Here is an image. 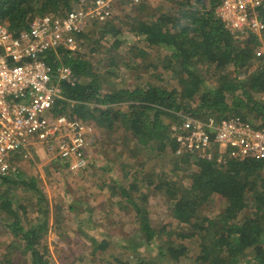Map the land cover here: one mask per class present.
Wrapping results in <instances>:
<instances>
[{"label": "trees", "instance_id": "trees-1", "mask_svg": "<svg viewBox=\"0 0 264 264\" xmlns=\"http://www.w3.org/2000/svg\"><path fill=\"white\" fill-rule=\"evenodd\" d=\"M169 1L173 4L168 11L145 19L128 18V30L137 37L128 48L129 61L120 55V62L110 55L124 42L122 29H115L110 21L113 17L89 25L78 35L81 48L82 40H90L97 31L101 36L113 32L115 40L105 48L109 62L105 72L114 75L121 63L125 67L134 63L131 68L136 75L127 85L103 92L102 68L79 49L62 45L43 54L41 57L53 68L68 65L77 77L74 84L61 82L64 98L57 99L52 110L93 123L95 129L121 132L132 158H137L142 149L151 152L140 166L154 174L153 159L157 156L159 161L170 158L173 170L179 164L188 166V186L174 179L177 173L160 178L158 188L167 187L170 199L167 209L171 225L153 224L146 206L147 195L135 189L136 178L129 174L130 184L125 179L127 173L114 179V191L118 189L132 207L139 224V241L127 244L147 251L125 257L122 264L180 262L189 254L184 240L193 238L198 241L196 264H264V160L235 159L224 164L188 153L177 156L178 144L171 131L172 125L180 121V114L202 119L241 115L264 128V98L254 96L264 93V32L262 36L250 31L241 35L227 29L216 12L221 0ZM78 3L79 0H0V22L18 34L36 16L62 14ZM259 11L264 20V4ZM89 47L90 54L98 51L93 42ZM147 47L157 51L158 62L150 60L152 53ZM142 66L150 73H138ZM229 66L234 73L224 72ZM159 68L171 74L174 85L160 82L163 74L155 75ZM146 76L157 80L147 81ZM22 158L21 151L14 156L17 163ZM216 197L227 200L224 209L216 216L201 215ZM51 211L37 176L25 173L21 167L0 176V225L9 234L5 241L7 252L0 264H19L13 256L15 251L25 255L27 264H56L49 245L44 243ZM92 241L93 253L104 251L109 244L95 238Z\"/></svg>", "mask_w": 264, "mask_h": 264}, {"label": "built area", "instance_id": "built-area-1", "mask_svg": "<svg viewBox=\"0 0 264 264\" xmlns=\"http://www.w3.org/2000/svg\"><path fill=\"white\" fill-rule=\"evenodd\" d=\"M263 4L264 0H221L216 12L227 29L261 36ZM115 5L116 0H79L68 12L36 16L18 34L0 22V176L19 170L15 154L32 156L36 143L47 146L70 170L87 168L94 125L52 110L57 99L64 98L61 82L74 84L77 77L70 66L53 68L41 56L62 45L78 50V35L91 24L111 19ZM180 118L171 127L177 156L188 153L224 164L264 160V128L241 115Z\"/></svg>", "mask_w": 264, "mask_h": 264}, {"label": "rangeland", "instance_id": "rangeland-1", "mask_svg": "<svg viewBox=\"0 0 264 264\" xmlns=\"http://www.w3.org/2000/svg\"><path fill=\"white\" fill-rule=\"evenodd\" d=\"M172 4L169 0H117L114 16L110 21L113 22L115 29H122L121 36L124 42L118 51L114 50L110 55H114L119 61L121 55L129 61L128 48L136 43L137 37L128 30V18H149L150 14L168 11ZM112 33L101 36L97 31L90 36V40L83 39L82 47L79 48L102 68L103 92L116 85L131 83L136 75L131 68L134 63L129 67L121 63L114 75L105 72L109 64L105 48L111 47L115 40ZM90 42L98 47V51L93 54H90ZM147 50L152 53L150 60L158 62L157 51L149 47ZM160 68L155 72V75L163 74L164 80L160 79V82L164 85L168 84L169 87L174 85L171 74L163 73ZM229 71L234 73L233 67L224 68V72ZM138 73H150V69L147 70L142 66L138 69ZM149 78L146 76L147 81L157 80V77ZM254 96L264 98V93ZM122 137L121 132H107L102 127L95 129V137L88 147L89 165L86 169L70 170L62 160L48 150L47 146L40 143H36L31 148L32 156L18 160L19 167L25 173L37 176L39 185L46 193L51 206L50 228L45 233L44 243L49 245L56 264H122L121 261L125 257L133 258L135 255L147 252L144 247L128 245L139 241L137 235L139 224L132 207L121 197L118 189L114 191V179L118 180L126 173L127 183L130 184V174L132 178H136L138 187L135 189H141L147 195L146 206L151 212L153 224H172L167 209L170 202L167 187L161 189L158 185L160 178L166 179L177 173L174 179L188 186L190 184L188 166L179 164L174 172V163L170 158L159 161L156 160L157 156L153 159V165L156 167L154 174L150 169L140 166V162L151 152L142 149L137 158H132ZM131 144L134 147V144ZM152 155L154 157L156 153ZM226 204L227 200L224 198H213L203 208L201 215L216 216ZM93 238L99 242L108 241L109 244L104 251L93 253ZM8 239L6 228L0 225L1 260L7 252L5 241ZM184 242L189 246L187 258L166 264H196L198 241L193 238ZM156 244L155 242L153 245ZM13 256L19 264H27L22 253L15 251Z\"/></svg>", "mask_w": 264, "mask_h": 264}]
</instances>
